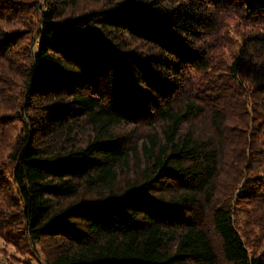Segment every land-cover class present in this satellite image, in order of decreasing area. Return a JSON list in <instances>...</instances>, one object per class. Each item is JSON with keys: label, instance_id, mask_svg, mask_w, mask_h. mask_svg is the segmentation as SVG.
I'll use <instances>...</instances> for the list:
<instances>
[{"label": "trees", "instance_id": "obj_1", "mask_svg": "<svg viewBox=\"0 0 264 264\" xmlns=\"http://www.w3.org/2000/svg\"><path fill=\"white\" fill-rule=\"evenodd\" d=\"M36 1L0 0L3 241L264 264V0Z\"/></svg>", "mask_w": 264, "mask_h": 264}, {"label": "rangeland", "instance_id": "obj_2", "mask_svg": "<svg viewBox=\"0 0 264 264\" xmlns=\"http://www.w3.org/2000/svg\"><path fill=\"white\" fill-rule=\"evenodd\" d=\"M36 4H38V12L45 10L46 5L44 0H37ZM101 3L99 1H92V0H80L79 5L77 8L70 10L71 13L92 9L94 7H99ZM18 24L14 22H10L5 24V26L10 29L16 27ZM234 170L230 168L225 173L226 177L232 178V174ZM210 220H206L205 224L209 225ZM211 225V223H210ZM213 239H217L215 235L211 234ZM218 240V239H217ZM216 240V241H217ZM25 248L22 250H17L13 245L8 244L3 241L0 237V264H47L45 257L42 255L41 252H38L36 248H32L29 252L24 251Z\"/></svg>", "mask_w": 264, "mask_h": 264}]
</instances>
